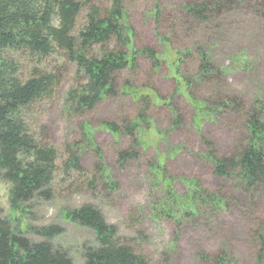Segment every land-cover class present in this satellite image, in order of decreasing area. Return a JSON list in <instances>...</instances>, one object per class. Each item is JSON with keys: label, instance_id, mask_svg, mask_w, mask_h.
<instances>
[{"label": "rangeland", "instance_id": "1", "mask_svg": "<svg viewBox=\"0 0 264 264\" xmlns=\"http://www.w3.org/2000/svg\"><path fill=\"white\" fill-rule=\"evenodd\" d=\"M93 1L101 7L109 4V0ZM188 1L191 0H124L134 46L153 49L161 61L155 69L150 60L139 55L132 70L127 68L119 74L116 95L82 114L70 115L65 111V94L77 82L72 64L59 54L44 60L11 54L19 62L22 77L28 76L32 67L61 72V81L53 96L35 102L23 112L29 131L39 135L41 130L58 152L53 197L33 199L24 204L23 211L15 210V214L23 216L21 230L27 224L62 227L63 232L51 243L67 249L73 264L82 263L81 244L94 245L95 235L91 229L65 220L63 211L84 204L97 207L105 221L116 226V240L143 254L149 264H213L212 256L221 250L231 258V264H259V256L264 264V243L254 236L259 222L264 221V187L258 192L243 190L241 193L237 180L216 177L204 158L205 142L209 141L218 155H225L244 139L246 132L240 128V120L226 112L218 113L212 122H203L197 131L192 120L193 108L176 91L177 74L170 61L173 50L190 49L183 58L181 70L183 75L192 74L197 63L194 46L197 44L210 53L215 67L224 73L217 82L207 86L196 83L192 90L198 97L206 100L211 97L206 87L211 88L214 97L219 87L220 93L237 97L246 107H252L256 97L264 104V19L239 0V7L228 12L211 5V12L217 11L214 19L197 24L180 7ZM155 5L159 9L157 22L152 16ZM84 17L85 8L77 18L78 27ZM236 62H244L243 68L236 66ZM126 81L135 89L151 88L159 98L171 101L168 107L155 97V103L149 105L145 114L150 123H141L139 135L134 131L133 138L124 133L123 127L134 119L142 102L121 93ZM229 104L232 105L230 100ZM175 116L180 118V125H173ZM102 121L115 122L118 137L101 128ZM85 124L91 127L95 145L85 137ZM80 144L84 145L80 156L84 172L65 175L60 169L64 149ZM96 149L102 154L101 160ZM120 150H131L136 155L121 166L117 160ZM262 152L264 155V148ZM156 155L159 161L164 159L165 175L175 180V194H186L179 180L184 177L200 184L203 190L224 197L226 205L215 212L202 211L195 219L179 223L158 215L156 210L165 199V192L161 185H156L150 171ZM98 164L103 166L105 178L98 177L95 171ZM92 176L97 177L95 187L88 188L83 182ZM111 182L114 187L108 189ZM7 188L0 179V220L12 214ZM26 237L41 240L30 232Z\"/></svg>", "mask_w": 264, "mask_h": 264}, {"label": "trees", "instance_id": "2", "mask_svg": "<svg viewBox=\"0 0 264 264\" xmlns=\"http://www.w3.org/2000/svg\"><path fill=\"white\" fill-rule=\"evenodd\" d=\"M237 1L191 0L180 7L186 17L198 24L214 19L217 11L211 12V5L228 12L239 7ZM123 2L109 0L108 6L101 7L93 0H0V179L8 186L7 200L12 212L10 218L0 220V264H73L67 249L51 243L63 232L62 227L56 224L30 227L27 224L21 230L23 216L15 214V210L26 208L24 204L33 199L48 200L53 197L58 152L41 130L39 135L29 131L23 112L35 102L53 96L61 81V72L32 67L29 75L22 77L19 62L11 54L38 60L59 54L65 62L74 66L77 78L76 85L65 94L66 113L74 115L91 110L104 99L116 95L119 74L127 68L132 70L139 55L150 60L155 69L161 61L153 49L134 46L133 30ZM242 4L264 19V0H241ZM84 8V22L78 27L77 18ZM158 15L159 9L155 5L152 10L155 22ZM167 45L170 50V43ZM194 46L197 63L192 74L183 75L181 70L183 58L190 53V49L173 50L170 61L177 74L176 91L183 94L193 108L192 120L196 130L200 131L203 122H212L218 113L226 112L234 114L240 120V128L246 132L244 139L225 155H218L211 143L205 142L207 151L204 158L209 161L213 175L237 180L241 193L243 190L258 192L264 187V104L256 97L254 105L246 107L237 97L220 93L219 87L214 97L208 87L205 90L211 97L207 100L198 97L192 90L196 83L207 86L217 82L224 73L215 67L207 50L197 44ZM241 63L244 62H236L235 65L241 66ZM120 91L142 102L134 119L123 127L124 133L131 138L134 131L139 135L141 123L149 122L145 114L149 105L155 103V97L171 107L169 98H159L148 87L135 89L126 81ZM172 111L176 113L175 109ZM179 119L174 117V126L181 124ZM100 127L118 137L115 122L102 121ZM83 132L87 141L95 145L91 127L85 124ZM82 148L84 145L81 144L65 147V157L60 162V169L65 175L70 172L83 174L80 163ZM96 153L101 160V152L96 149ZM135 155L131 150H120L117 153L118 163L122 166ZM156 156L150 171L155 176L156 185H161L165 192V199L156 210L158 215L179 223L195 219L202 211L215 212L226 205L224 197L207 192L194 180L184 177L179 180L185 186L186 194H175V180L165 175L164 159L159 161V156ZM95 171L98 177L107 176L101 164ZM96 180L97 177L92 176L83 183L93 188ZM112 187L113 182L108 189ZM63 218L94 232V245L81 244V264H149L143 254L116 240V226L108 224L97 207L84 204L65 209ZM27 232L39 236L41 240H30L26 237ZM254 236L264 243V221L259 222ZM259 258L258 262L262 264V257ZM211 261L213 264L232 262L223 250L213 255Z\"/></svg>", "mask_w": 264, "mask_h": 264}]
</instances>
